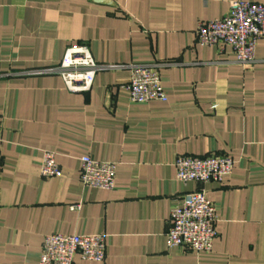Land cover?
Returning <instances> with one entry per match:
<instances>
[{"label":"crops","instance_id":"crops-1","mask_svg":"<svg viewBox=\"0 0 264 264\" xmlns=\"http://www.w3.org/2000/svg\"><path fill=\"white\" fill-rule=\"evenodd\" d=\"M230 1L0 0V264H41L51 232L105 235L102 260L72 264H264V37L249 65L196 37ZM79 42L121 66L85 91L38 72ZM134 64L157 67L166 100H130ZM44 150L60 175L40 174ZM210 153L232 156L230 173L177 179L178 154ZM83 154L116 163L112 188L81 183ZM201 187L217 209L211 248L168 247L170 208Z\"/></svg>","mask_w":264,"mask_h":264},{"label":"built area","instance_id":"built-area-1","mask_svg":"<svg viewBox=\"0 0 264 264\" xmlns=\"http://www.w3.org/2000/svg\"><path fill=\"white\" fill-rule=\"evenodd\" d=\"M196 37L201 44L229 45L236 61L249 65L254 61L257 39L264 37V3L231 0L224 15L198 21ZM118 66L121 65L97 62L88 45L79 42L65 47L58 64L38 69V72L59 74L70 91H85L92 85L98 70ZM125 87L130 100L135 102L167 98L157 67L149 64L131 65ZM79 159L81 183L92 187L114 186V161L94 159L89 154H83ZM233 162L232 156L223 153L178 154L174 159V166L178 180H193L203 184L207 181H219L223 175L230 173ZM39 171L43 176H58L62 173L53 151H43ZM216 210L214 203L206 197L203 187L184 193L180 201L170 208L166 245L208 251L216 234ZM105 247L103 233L51 232L43 237L39 262L72 264L76 254L84 259L99 261L105 256Z\"/></svg>","mask_w":264,"mask_h":264}]
</instances>
